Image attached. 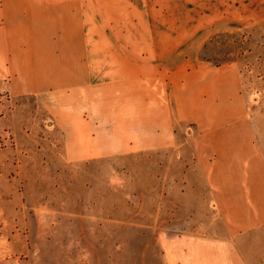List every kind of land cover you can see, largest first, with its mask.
Returning a JSON list of instances; mask_svg holds the SVG:
<instances>
[{
  "label": "crops",
  "instance_id": "obj_1",
  "mask_svg": "<svg viewBox=\"0 0 264 264\" xmlns=\"http://www.w3.org/2000/svg\"><path fill=\"white\" fill-rule=\"evenodd\" d=\"M0 1V92L14 98L0 128L12 129L27 165L40 130L86 136L90 156L114 154L116 130H133L141 151L190 154L227 220L202 241L203 255L246 264L240 246L264 233V113L251 105L242 66L184 47L163 0ZM251 23L264 25L258 13Z\"/></svg>",
  "mask_w": 264,
  "mask_h": 264
},
{
  "label": "rangeland",
  "instance_id": "obj_2",
  "mask_svg": "<svg viewBox=\"0 0 264 264\" xmlns=\"http://www.w3.org/2000/svg\"><path fill=\"white\" fill-rule=\"evenodd\" d=\"M252 2L163 0V13H176L184 47L200 58L239 63L251 105L264 113V25H251L256 13L264 21V3ZM13 102H0V122ZM187 128L189 138L196 130ZM11 130L0 128V264H188L190 252L191 264H220L203 255L204 242L227 220L190 154L141 151L133 130H116L114 154L90 156L86 136L40 130L30 135L29 167ZM246 243V264H264V233Z\"/></svg>",
  "mask_w": 264,
  "mask_h": 264
},
{
  "label": "built area",
  "instance_id": "obj_3",
  "mask_svg": "<svg viewBox=\"0 0 264 264\" xmlns=\"http://www.w3.org/2000/svg\"><path fill=\"white\" fill-rule=\"evenodd\" d=\"M11 94L8 91H1L0 92V102L2 100H9L11 99ZM1 104V103H0ZM1 110V109H0ZM0 115H1V111H0Z\"/></svg>",
  "mask_w": 264,
  "mask_h": 264
}]
</instances>
